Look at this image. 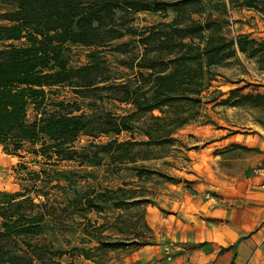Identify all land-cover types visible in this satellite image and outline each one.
Instances as JSON below:
<instances>
[{"label":"rangeland","instance_id":"374dc122","mask_svg":"<svg viewBox=\"0 0 264 264\" xmlns=\"http://www.w3.org/2000/svg\"><path fill=\"white\" fill-rule=\"evenodd\" d=\"M201 2L203 8L190 5L187 10H201L221 20L228 40L247 37L264 41V15L248 7L264 8V0ZM10 9L0 1V14ZM176 15L172 8L163 13L139 12L131 14L126 24L144 28L172 22ZM132 40L126 36L111 42L102 56L101 71L109 70L105 74L112 78L129 74L130 70L120 65L128 56L115 49L128 42L134 46ZM90 51L72 46V65L88 64L86 55ZM262 56L259 53L250 57L236 48L233 56L205 68L203 79L211 81L200 103L164 108L166 117L176 122L187 120L186 125L172 132L170 143L113 146L108 155L87 147L92 142L103 145L116 139L120 143L149 142L143 128L159 140V131L170 124L169 120L156 122L145 114L135 118L134 124L141 130L124 132L119 137L80 136L72 161L38 157L32 153L30 143L20 150L23 157L5 152L0 145V190L29 195L35 204H44V208L30 214L43 212L48 221L42 231L13 241L14 252L26 256L21 264H29V260L33 264H149L157 261L162 250L169 258L180 245L187 244L192 228L202 223L199 219L203 217L198 214L213 209L219 198H229L227 188L245 181L253 166L264 163ZM53 90L49 98L69 103L76 100L87 114L125 115L132 110L107 93L84 100L77 99L68 87ZM250 94L255 98L253 104L244 99ZM29 116L32 119L33 111ZM205 219L214 221L210 212Z\"/></svg>","mask_w":264,"mask_h":264},{"label":"trees","instance_id":"16d2710c","mask_svg":"<svg viewBox=\"0 0 264 264\" xmlns=\"http://www.w3.org/2000/svg\"><path fill=\"white\" fill-rule=\"evenodd\" d=\"M0 1L12 8L0 14V23H5L0 24V145L5 152L19 157H23L20 153L23 145L30 143L32 153L38 157L53 161L56 156L72 161L80 136L119 137L124 132L141 130L135 126V118L145 114L156 122L169 120L170 124L159 131V140L155 141L143 128L149 142L120 143L116 139L103 145L92 142L87 147L98 148L99 154L108 155L113 146L170 143L172 132L186 125L187 120L176 122L166 117L164 108L200 103V96L211 81L203 79L205 68L233 56L236 48L248 52L250 57L262 53L264 61V41L259 43L247 37L228 40L223 35L221 20L201 10H187L190 5L203 8L201 0ZM248 7L264 15V8L251 4ZM168 8L177 14L172 22L144 28L126 24L131 14L163 13ZM126 36L132 37L136 44L131 47V42L123 43L115 51L128 56L120 65L130 72L112 78L105 74L109 70L101 71L102 56L111 42ZM72 46L91 50L86 55L88 64L72 65L69 58ZM63 87L84 100L107 93L132 110L125 115L87 114L76 100L69 103L49 98L55 92L53 89ZM244 99L252 103L255 98L250 94ZM155 112L161 115L155 116ZM64 179L69 181L66 176ZM37 208H44V204H35L29 195L0 190V264L26 261V256L14 252L12 243L43 230L48 222L46 215L30 214ZM25 245L29 247L26 241ZM29 264L33 261L29 260Z\"/></svg>","mask_w":264,"mask_h":264},{"label":"crops","instance_id":"0c3cea01","mask_svg":"<svg viewBox=\"0 0 264 264\" xmlns=\"http://www.w3.org/2000/svg\"><path fill=\"white\" fill-rule=\"evenodd\" d=\"M249 175L225 189L229 198L198 214L202 223L192 228L187 244L170 259L162 250L149 264H264V191ZM209 212L211 223L205 219Z\"/></svg>","mask_w":264,"mask_h":264},{"label":"built area","instance_id":"2783aa9c","mask_svg":"<svg viewBox=\"0 0 264 264\" xmlns=\"http://www.w3.org/2000/svg\"><path fill=\"white\" fill-rule=\"evenodd\" d=\"M251 176L258 182V188L264 191V163H258L253 166ZM171 256H169V259Z\"/></svg>","mask_w":264,"mask_h":264}]
</instances>
